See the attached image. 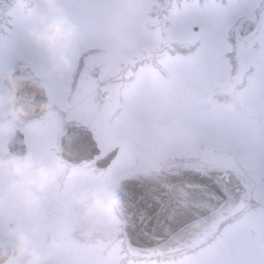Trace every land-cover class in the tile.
I'll return each mask as SVG.
<instances>
[{
	"label": "rangeland",
	"instance_id": "rangeland-1",
	"mask_svg": "<svg viewBox=\"0 0 264 264\" xmlns=\"http://www.w3.org/2000/svg\"><path fill=\"white\" fill-rule=\"evenodd\" d=\"M45 7L41 0H28L26 6L0 0V94L8 92L6 71L29 63L48 92L49 108L59 114L22 128L27 144L42 140L54 148L66 114L95 128L103 145H119L115 177L188 157L234 170L252 195L240 205L245 214L228 218L206 236L209 243L200 242L177 259L164 260L160 254L128 258L113 206L99 215L97 240L88 243V233L70 230L72 243L43 242L53 215L41 211L40 198L33 194V204L22 192L6 194L14 161L4 156L1 143L17 123L9 116V104L2 103L0 236L10 245L3 232L15 229L36 238L33 243L40 248L56 245L47 264H264V0H53L52 7L73 27L63 49L68 67L55 73L48 71L54 53L27 35L35 26L27 9L39 13ZM242 17L258 23L246 39L236 29ZM121 60L137 64V70L127 72L129 83L113 87L130 119L112 116V99L98 100L100 82L117 71ZM95 65L101 67L98 79L89 74ZM174 84L180 88L167 92ZM164 86L161 97L157 90ZM132 130L145 132V144L141 136L130 139ZM46 158L54 159L51 164L58 160L55 153ZM112 174L102 173L101 185L108 191ZM90 217L84 214L85 221ZM44 237L62 238L58 231Z\"/></svg>",
	"mask_w": 264,
	"mask_h": 264
},
{
	"label": "water",
	"instance_id": "water-1",
	"mask_svg": "<svg viewBox=\"0 0 264 264\" xmlns=\"http://www.w3.org/2000/svg\"><path fill=\"white\" fill-rule=\"evenodd\" d=\"M195 30L197 28H194ZM237 32L246 37L258 23L241 18ZM94 77L100 68L90 71ZM14 104L23 111V120L41 117L48 97L32 67L22 63L8 77ZM111 92L100 93L106 100ZM60 154L65 161L81 163L99 153L90 130L76 121L65 123L59 136ZM11 153L22 156L26 150L22 133L14 131L8 139ZM116 149L100 160V168L113 161ZM114 206L122 218V233L133 256L167 253L190 247L226 217L238 210L251 194L231 170L209 164H174L153 170H138L119 177L112 185ZM12 257L11 247L0 238V264Z\"/></svg>",
	"mask_w": 264,
	"mask_h": 264
},
{
	"label": "flooded vegetation",
	"instance_id": "flooded-vegetation-1",
	"mask_svg": "<svg viewBox=\"0 0 264 264\" xmlns=\"http://www.w3.org/2000/svg\"><path fill=\"white\" fill-rule=\"evenodd\" d=\"M129 70L131 71L137 70V64H134L131 61L121 60L118 63L117 71L111 77L105 80L106 82H109L111 86L109 88L112 91V95L110 97V99H112L111 106L113 107L112 116H114L115 118L126 117L130 119V117L128 116V112L124 113L123 110L121 109V106L119 105L123 97L119 96L118 91H116L113 88L117 84H127L130 82L129 79L126 78L128 74L127 72H129ZM7 75L8 73L6 71L5 80H6V86L8 88V92L6 93V95H11L9 83L7 80ZM106 88L107 87H105L104 89ZM169 88L170 89H167V86H164L163 89L161 88L162 90L161 89L157 90V94L161 97H165L166 89H167V92H170L174 90V88H180V86L179 84H174V85L169 86ZM192 99H195V98L190 97V102H193ZM100 103H103V102H100ZM186 113L187 115H190L188 117H193V112H186ZM48 114H50L51 118H56L59 116L57 112L51 111V109L49 108V104H48L47 110L44 116L40 118L39 120L44 119ZM3 117L4 116H2V118ZM10 118L14 120L15 124L16 123L17 124L12 128L11 131H9L8 135L3 136V138L5 139V142L1 143V146L3 147L2 152L4 156L7 159L12 160L14 162L28 160L32 162L33 166L51 167L56 172L55 180H53L50 183H47L41 190L34 191L32 193V195L33 194L37 195L38 198H40V203L42 202L41 211L48 212V214L53 215L52 222L49 223L51 226L48 228V230H46L42 234L41 240L43 242H50V241L56 242L58 240H61L62 242L67 241V242L72 243L73 241L72 236H74L75 234H73L72 232H69L70 230L74 231V233H76V231H78L79 233H81L82 231H85L86 233H88L85 239L88 243H91L92 241L97 240L98 232L100 231V229L97 228L96 222L100 224V221H99L100 216L97 214H93L91 215L88 221H85L84 220V210L81 206H79L76 203V201L79 198L81 193L86 192V191L91 192L97 189L98 187L102 186L101 184H102V173L103 172L111 170L113 172L112 179H115L117 177V176L115 177V171H113V169L116 166L115 161L119 158V155H120L121 150H120L119 145L112 146V147L103 145L101 142L102 136H100L99 134L98 135L96 134V129L91 127L89 124L80 121L82 124L87 125L91 129L93 138L96 140L97 146L100 149V154L97 156H94L89 161H86L81 164H74V165L64 163L59 158L58 154L55 152L53 148V144H49L42 140L38 143L35 142L34 144L33 143L27 144V142H25L26 150L22 156H19L16 154H12L8 151L7 140L11 136V134L14 132V130L19 129L23 132L24 138L26 141V134L23 129L29 126L34 121L24 122L19 116H16L14 118L10 117ZM62 118H63V125L67 120H77L75 117H72V116L68 117L66 114ZM132 129L135 130V128H132ZM133 130L131 131L130 139L133 140L134 137L136 138V136L137 137L141 136L139 140L145 144V132L140 134V133L134 132ZM141 131L143 130L141 129ZM54 145L58 146L57 143H55ZM115 147H118L119 149L116 153V157L114 161L109 165L107 169L101 170L97 165L98 159L101 156L105 155L109 150ZM135 149H138V148H135ZM140 149L145 151V146ZM49 153H52V154L55 153V155L58 156V160H56L55 164H51L54 159L51 160V159L46 158ZM134 157H135V153H134ZM186 158L188 157H184V158L180 157L179 159H176V158L168 159L166 162L159 163L158 166H166V165H170L173 163H190L192 161ZM136 163L137 162H135L134 164ZM150 168H153V167H150ZM135 169H145V167H136L130 170H135ZM11 182L12 180L10 179L5 184L6 185L5 188L7 189L6 194L9 196L10 194L14 195V192H16V197H17V193L21 191L10 190L9 185L11 184ZM17 201H19L18 198H17ZM54 231L61 232L62 238L48 240L44 237V234L46 232L51 233ZM64 233H65V236H64ZM30 240L32 242H35L36 238L33 237V238H30ZM8 263L9 262L5 264H8Z\"/></svg>",
	"mask_w": 264,
	"mask_h": 264
},
{
	"label": "clouds",
	"instance_id": "clouds-1",
	"mask_svg": "<svg viewBox=\"0 0 264 264\" xmlns=\"http://www.w3.org/2000/svg\"><path fill=\"white\" fill-rule=\"evenodd\" d=\"M20 2L22 6L28 4V0H20ZM41 2L46 6L43 12L35 13L33 9H27L26 14L34 17L35 24L27 31V35L36 44L54 53L55 60L48 71L55 73L68 67L63 49L72 38L73 27L57 9L52 7L53 0H41ZM2 103L9 104L10 117L14 118L23 111L20 106L14 104V98L11 95L0 94V104ZM3 126V122H0V128ZM8 175L12 180L9 185L10 190L21 191L28 202L33 204L35 200L32 193L41 190L56 178L53 168L33 166L28 160L11 162ZM76 203L83 208L85 216L93 214L102 216L110 210L114 199L110 191L100 186L94 191L81 193ZM3 236L10 242L14 264H47L56 250L54 244L45 248L36 246L27 235L15 229L6 230Z\"/></svg>",
	"mask_w": 264,
	"mask_h": 264
}]
</instances>
